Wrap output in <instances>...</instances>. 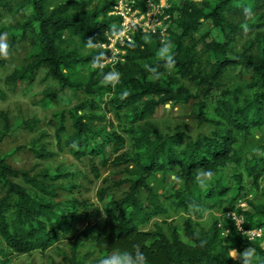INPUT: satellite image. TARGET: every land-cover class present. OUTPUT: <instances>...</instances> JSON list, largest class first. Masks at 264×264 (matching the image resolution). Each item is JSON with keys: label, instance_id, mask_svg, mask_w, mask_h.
<instances>
[{"label": "trees", "instance_id": "1", "mask_svg": "<svg viewBox=\"0 0 264 264\" xmlns=\"http://www.w3.org/2000/svg\"><path fill=\"white\" fill-rule=\"evenodd\" d=\"M118 1L0 0V19L4 13L20 17L15 25L0 28V37L5 34L8 40L9 52L24 42L30 46L26 64L6 78L8 85L16 86L21 82L31 85L38 71L45 70L57 88L45 91L44 99L54 100L65 89L82 92L98 100L114 115H122L130 124V153L114 162L115 166L126 167V179L121 184L128 186V192L123 198L111 200L105 217L86 227L81 238L98 255L126 249L142 252L147 264H242L239 256L248 248L255 249L259 257L255 264H261L264 236L261 240H250L237 231L230 219L214 221L207 231H197L185 221L182 232L171 228L168 235L158 226L154 231H144L143 227L152 218L166 213L148 185L155 174L175 171L173 182L179 188L174 187L167 194H171L176 209L197 214L207 208L208 202L215 207L224 205V198L231 189L220 173L231 165L235 168L231 178L236 195L224 211L238 199L251 195V188L244 185V179L251 180L255 195L246 199L247 210L238 209L237 213L244 216V230L262 229L264 232V187L261 188L264 145L259 154L244 160L234 147L238 136H248L252 130L264 128V33H257L255 44L249 43L241 53H235L232 45L235 38L255 25L239 27L227 18V15L245 18L257 9H264V0H186L180 7L172 5L166 11L170 21L164 40L158 34L136 30L132 41L119 47L124 55L114 63H105L110 51L102 47L88 48L86 43L92 40L103 45L108 36L119 32L120 19L111 14ZM148 1L157 4L159 0H133V6L145 10ZM205 24L210 29L198 39ZM168 41L172 45L169 55L175 61L171 69L167 59L160 56L161 47ZM99 51L105 53L102 68L93 66ZM231 68L249 71L252 86L260 92L242 100L236 90L221 92L213 108L216 121H212L203 113L205 101L202 100L211 99L212 93L219 90L218 81ZM111 72L120 74L115 85L104 80ZM185 83L193 85L198 96ZM195 98L201 99L196 106L198 123L215 125L211 136L193 139L180 132L162 135L152 125H137L160 107L187 104ZM89 107L91 111L96 109L93 103ZM86 110L88 106L80 104L70 113L69 152L78 160L103 158L111 142L123 140L116 133L106 132L105 128L95 130L92 122L102 119L80 115ZM55 118L57 135L64 134V115L56 114ZM2 119L4 131L0 132V144L9 130L7 117ZM98 139L100 143L96 142ZM35 153L41 159L51 156L45 150ZM201 170L214 173L213 181L206 186L197 181ZM16 178H22L42 195L56 197L55 189L47 188V175L30 178L11 168L5 156L0 157V184L4 189L0 198L3 241L0 264H7L15 256L42 253L74 228L82 219L80 212L85 207L76 200L63 206L43 197H32L13 182ZM109 191L108 187L100 189L97 199L103 202ZM140 192L146 193L145 203L139 200ZM77 247H72L69 257H63L66 264H81L77 260ZM231 250L237 252V259L231 258Z\"/></svg>", "mask_w": 264, "mask_h": 264}, {"label": "rangeland", "instance_id": "2", "mask_svg": "<svg viewBox=\"0 0 264 264\" xmlns=\"http://www.w3.org/2000/svg\"><path fill=\"white\" fill-rule=\"evenodd\" d=\"M122 1L133 4V0ZM184 1L186 0H159L157 5H164L168 8L172 5L180 7ZM227 18L230 23L239 27L249 23L255 25L253 28L241 31L239 36L235 38L232 44L235 53H241L249 43L255 44L257 33H264V9H257L245 18L239 15H227ZM18 21H20L18 15L4 13L0 19V28L15 25ZM209 29L210 26L205 24L197 38L199 39L202 35L207 34ZM1 37L8 42L5 34ZM29 53L30 46L24 42L18 44L15 50L10 51L7 57H0V132L4 131L2 117L6 116L9 122V130L0 144V157L5 156L6 163L11 168L26 173L30 178H38L40 174L49 177L45 183L48 189H55V198L37 192L22 178L13 179V182L24 188L30 196L43 197L48 202L63 206L76 200L82 202L85 207L80 212L82 219L74 225V228L65 236L58 237L42 253L36 251L30 255L15 256L7 264H66L63 257L70 256V251L74 245H78L77 260L81 264H100L109 254L98 255L90 249L89 244L84 242L81 234L93 221L105 217L108 203L111 200L116 201L123 198L128 192V186L121 184L126 179V167L125 165L115 166L114 162L116 158H122L130 153V136L128 134L130 124L126 122L122 115H114L98 100L92 99L82 92L73 93L65 89L54 100L44 99L45 91L57 88L56 83L47 76L45 70L38 71L31 85L22 82L16 86L8 85L6 78L14 70L26 64ZM251 82L249 71L242 68L227 70L218 81L219 90L212 93L211 99L202 100L205 101L204 115L212 121H216L213 108L215 107V101L221 97V92L236 90L239 94V100H242V98L250 99L254 93H259L260 91L256 90ZM185 85L191 89L194 95L198 96L193 85L189 83H185ZM200 100L195 98L187 104L165 105L156 109L153 115L144 118L137 125L141 127L152 125L162 135L180 132L193 139L201 136H211L216 130L215 125H201L196 117V106ZM90 103L96 106L95 110H90ZM80 104L88 106V110L81 112L80 115L85 114L102 119V121L94 120L92 122L95 130L105 128L106 132L116 133L123 140V142L115 140L111 142L107 146L103 158L102 156L91 159L84 157L78 160L69 152L68 139L72 133L69 116L70 113L74 112V108ZM60 113L64 115L65 132L57 135L55 115ZM96 142L100 143L101 140L98 139ZM263 145L264 128H261L252 130L248 136H238L237 144L234 147L239 157L244 160L252 154H259V150ZM40 150H45L51 156L46 159L38 158L35 152ZM234 170V166L230 165L227 170L220 173L225 184L231 189V192L224 198V205L215 207L208 202L206 204L207 208L204 211H198L197 214H188L176 209L170 197L171 194H167V191L174 187L179 188L173 182L175 171H168L166 174H155L148 180V185L159 198L166 209V213L152 218L149 224L143 227V230L154 231V227L158 226L168 235L171 228H176L182 232L181 228L184 222L189 221L190 225L197 231H207L214 221L225 219L228 212L237 209L236 202L226 212L224 211L229 206V200L236 195L234 182L231 178V172ZM244 185L251 188L250 196L252 198L255 195V190L252 189L251 180L244 179ZM107 187L110 191L106 199L100 202L97 199V192ZM263 187L264 181H261V188ZM3 194L4 189L0 184V198ZM145 198L146 193L140 192L139 200L145 203ZM63 206L60 207L64 209ZM180 236L183 240H186L183 233H180ZM262 246H264V243ZM2 247L3 241L0 237V248Z\"/></svg>", "mask_w": 264, "mask_h": 264}, {"label": "built area", "instance_id": "3", "mask_svg": "<svg viewBox=\"0 0 264 264\" xmlns=\"http://www.w3.org/2000/svg\"><path fill=\"white\" fill-rule=\"evenodd\" d=\"M157 4L148 1L145 10H141L135 8L132 3H125L122 0L118 1L113 7L111 14L120 19L119 32L123 33V35L117 37V35L113 33L108 36L107 42L102 45L103 49L110 51V56L106 59L105 63H114L118 60L119 56L124 55V52L121 51L119 47L127 42H131L132 36L136 30H140L145 34H158L162 40L167 37L170 15L167 14L166 11L169 8ZM250 198L251 196L249 195V197L238 199L236 211L228 212L226 219L233 221L237 231L246 235L250 240H261L264 236L263 230H244V216L237 213L238 209H241L243 212L247 210L246 199Z\"/></svg>", "mask_w": 264, "mask_h": 264}, {"label": "clouds", "instance_id": "4", "mask_svg": "<svg viewBox=\"0 0 264 264\" xmlns=\"http://www.w3.org/2000/svg\"><path fill=\"white\" fill-rule=\"evenodd\" d=\"M115 35L117 37L123 35V33L116 32ZM171 42H165L160 49V56L162 58L167 59V66L169 69L172 68L175 61L171 55H169L171 49ZM86 47L88 48H101L102 45L94 43V41L89 40L86 43ZM9 54V44L3 38L0 37V57H7ZM105 60V53L103 51H99L93 60L94 67H103V61ZM155 73V70H152ZM120 79V74L118 72H111L104 76V80L107 82L118 83ZM175 178V177H174ZM214 179V173L211 170H201L197 175V181L201 186H206L210 184ZM227 235V233L225 234ZM231 258H237V252L235 250H231L230 254ZM239 259L242 261V264H255V262L259 259L256 254L255 249L248 248L244 253L239 256ZM100 264H147L146 257L142 252H131L126 249H117L114 250L111 254H109L104 260L100 262ZM264 264V262H261Z\"/></svg>", "mask_w": 264, "mask_h": 264}]
</instances>
